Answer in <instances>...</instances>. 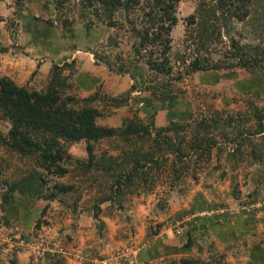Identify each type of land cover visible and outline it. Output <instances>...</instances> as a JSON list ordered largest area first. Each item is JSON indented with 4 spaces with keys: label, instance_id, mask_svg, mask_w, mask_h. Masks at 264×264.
<instances>
[{
    "label": "rangeland",
    "instance_id": "rangeland-1",
    "mask_svg": "<svg viewBox=\"0 0 264 264\" xmlns=\"http://www.w3.org/2000/svg\"><path fill=\"white\" fill-rule=\"evenodd\" d=\"M196 1L175 0L170 71L153 79L143 57L151 49L157 56L158 50L146 48L140 38L160 11L155 7L146 15L153 1H130L126 8L113 10L106 22L105 14L93 16L80 0H67L65 26L52 13L50 0H0V75L38 89L45 86L51 63L72 60L63 70L65 90L77 97L98 92L103 99L91 103L102 113L97 124L116 128L137 116L153 128L169 127L165 134L182 147L180 154L188 155L180 161L154 150L164 154H153L160 169H151L150 188L131 187L116 196L109 159L116 157L122 171L121 155L131 161L134 153L151 152L153 130L135 145L118 135L100 138L93 144L88 170L76 163L86 158L84 142L60 141L66 154L57 160L64 169L59 174L45 167L38 150L13 147L8 138L11 120L0 116V264H11L16 251H29L31 261L36 257L42 263L38 258L47 248L66 264H72L69 259L80 262V255L81 264H144L136 257L138 241L146 253L150 249L161 256L163 246H180L188 238L191 249L172 255L189 256L191 262L183 263L264 264V132L256 129L254 110L264 105V55L262 68L253 72L233 67L183 75L192 57L185 46V17ZM223 35L264 47L263 30H254L249 19L244 24L233 20ZM224 41L214 44L209 59L223 53ZM119 67L126 71L116 72ZM166 80L171 85L168 94L156 92L166 95L165 101L175 100L160 103L152 87ZM129 87L134 89L124 98ZM107 97L124 102L114 106ZM200 121L208 125L204 137L214 141L210 158H196L189 151L193 141L199 143L194 138ZM29 173L36 182L28 179ZM21 182L25 193L18 188ZM53 183L67 185L66 192L51 198ZM12 184L16 187L3 203L1 192ZM159 234L181 238L170 245L160 242ZM168 259L163 256L151 264H166Z\"/></svg>",
    "mask_w": 264,
    "mask_h": 264
},
{
    "label": "trees",
    "instance_id": "trees-1",
    "mask_svg": "<svg viewBox=\"0 0 264 264\" xmlns=\"http://www.w3.org/2000/svg\"><path fill=\"white\" fill-rule=\"evenodd\" d=\"M50 1L53 4L52 13H54L56 18L59 17L61 19L60 24L69 25V21L65 17V5L63 4L67 0ZM80 1L82 6L89 7L88 10H90L93 16H99L100 13L105 14L104 20L109 22L113 10L119 7L126 8L129 6L130 1L134 0ZM151 1H153L152 10L147 12L146 15L154 13L155 7L160 9V11L154 15L153 27L151 29L144 28L140 38L145 43L146 48L158 50L157 56L152 53L153 49H151L143 57L146 67L153 71L152 78L154 79L156 74L165 75L170 71L168 53L170 48L168 44L169 30L175 22V18L170 12L173 11L172 8L175 5V0ZM193 10L185 17L188 36L185 39V46L190 48L192 57L187 63L188 69L184 70L183 75L204 70L215 71L221 68L237 67L247 72H253L262 68L260 65L261 58L264 55V47L262 45L258 43H241V41L231 37H225L223 32L227 35L233 20L234 22L243 21L244 24L248 19L253 25L254 30L261 28L264 32V0H197ZM256 26L260 27L255 28ZM85 27L86 29L88 28L86 25ZM222 38L225 40L223 53H219V56L213 60L209 59L208 54H211V48L213 49L214 44L220 42ZM227 60H231V62ZM72 62L70 60L68 63H51L45 86L38 89L28 85L15 84L9 77L0 75V116L11 120L8 138L11 140L12 146L17 148V144H19L34 151L38 150L39 158L45 164V167L49 171L57 169L60 174L64 172V169L58 165L57 160L61 159L62 152L66 154V150L62 147L60 141H66L67 144L77 141L84 142L86 158L84 160L76 159V163L82 165L85 170H88L92 166L93 144L97 143L100 138L118 135L123 140L135 145L142 138L149 137L153 130L154 137L156 138H152L154 145L148 148L151 152L145 151L139 156L134 153L129 158L131 161H128V157L126 158L125 155H121L124 158L125 166L122 171L118 170L119 165L116 164V157L110 158L111 163L108 165L115 172L110 186L113 192L117 194L116 196L122 194L123 191H131V187L142 186V188L148 190L151 186V169H160L157 156H153L154 152H161V155L164 152H169L175 159L182 161V156L186 155L180 154L179 150H182V147L174 144L170 137L165 134L166 128L169 129V127L162 125L153 128L149 121L143 122L137 116H132L124 126L116 128L97 124L96 119L102 113L91 103L97 99H103L98 92H93L85 97H77L74 93L65 90L66 75L63 74V70L67 65L70 67ZM115 71L122 73L126 69L119 67ZM177 76L178 78L182 77L181 74ZM170 87V81H161L158 85L152 87V95H159L157 100L160 103L173 102L175 96L172 97V94L169 96L172 98L165 101ZM133 89L134 87H129L123 97L125 98L129 95ZM156 91H161L166 95L158 94ZM107 98L113 102L110 104L114 106H118L121 102H124L118 101L116 97ZM254 110L256 116H258L256 129H259V133H263L264 105L254 108ZM150 119H152V116H150ZM173 123L174 121L169 123V126L170 124L172 125V129ZM207 127L208 125L200 121L197 126V136L194 138L199 143L195 144V141H193L188 146L189 151H192V154L194 153L193 156L196 158H210L211 146L214 144V141L209 137H204ZM154 150H163L164 152ZM129 162L131 163L130 165H128ZM33 175V173H29L27 175L28 179L36 182L37 179ZM22 182L18 188L25 193ZM15 187L12 184L7 187L4 193L1 192L3 203L7 201V193L11 192ZM29 187L31 188L30 183ZM66 190L67 185L53 183L49 189V194H51V198H54L59 194L65 193ZM96 215L95 213L93 214V216ZM190 246L191 241L188 238L180 246H163L164 253H159L160 255L163 254L162 257L169 258L166 264H175L177 260L182 264H189L183 263L191 262L189 256L180 255L178 258H174L172 255L187 252L191 249ZM51 250L47 248L38 258L39 261L43 264H66L63 259L58 258Z\"/></svg>",
    "mask_w": 264,
    "mask_h": 264
},
{
    "label": "crops",
    "instance_id": "crops-1",
    "mask_svg": "<svg viewBox=\"0 0 264 264\" xmlns=\"http://www.w3.org/2000/svg\"><path fill=\"white\" fill-rule=\"evenodd\" d=\"M138 232L139 229H137ZM160 237H156L157 239L160 238V242L162 243H167V244H170V245H173L175 244L176 240L180 239L181 238V235H177V236H173V235H169V237H162L160 234H159ZM134 238H136V235L134 236ZM164 238V239H163ZM139 245H137L136 249H135V252H136V257L138 258V260L144 264H151L153 261L157 260V262L160 261V259L162 258L161 256H158L157 253H154L152 254L151 250H147L148 253H146L144 251V248L141 247V242L138 241ZM83 250V249H82ZM81 252H84L82 251ZM160 254V253H159ZM71 255H74L76 256V254H71ZM30 253L29 251H23V252H19V251H16L15 255H13L11 257V260H10V263L11 264H42V263H39L37 262V258L33 257L34 261H31L30 259ZM81 257V255H80ZM80 262H75V261H71V259H69V261L72 263V264H81L83 263V259L79 258Z\"/></svg>",
    "mask_w": 264,
    "mask_h": 264
},
{
    "label": "clouds",
    "instance_id": "clouds-1",
    "mask_svg": "<svg viewBox=\"0 0 264 264\" xmlns=\"http://www.w3.org/2000/svg\"><path fill=\"white\" fill-rule=\"evenodd\" d=\"M80 258H82V257H80Z\"/></svg>",
    "mask_w": 264,
    "mask_h": 264
}]
</instances>
